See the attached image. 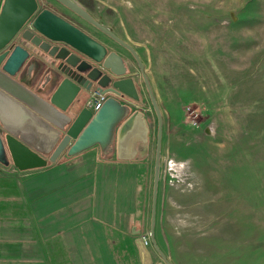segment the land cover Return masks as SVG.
<instances>
[{
    "label": "rangeland",
    "instance_id": "rangeland-1",
    "mask_svg": "<svg viewBox=\"0 0 264 264\" xmlns=\"http://www.w3.org/2000/svg\"><path fill=\"white\" fill-rule=\"evenodd\" d=\"M92 1L152 69L172 123L161 252L171 264H264V0ZM136 82L134 105L155 140L156 115Z\"/></svg>",
    "mask_w": 264,
    "mask_h": 264
},
{
    "label": "water",
    "instance_id": "water-1",
    "mask_svg": "<svg viewBox=\"0 0 264 264\" xmlns=\"http://www.w3.org/2000/svg\"><path fill=\"white\" fill-rule=\"evenodd\" d=\"M58 1L119 42L138 63L158 125L149 238L163 262L171 264L154 240L162 116L140 58L131 46L98 25L71 2ZM35 7V0H3L0 8V164L7 165L10 161L17 171L35 170L53 163L63 152L70 157L93 147H97L103 157L114 154L117 161L145 160L150 147V124L141 110L132 111L129 105L116 98L125 95L136 101L138 97L133 81L124 78L125 67L120 57L98 58L90 49L86 35L75 31L65 21L51 19H45L41 24L57 31L56 35H41L45 40L63 46L48 51L50 45L46 42L31 40V44L43 54L59 62L50 67L45 80L42 81L43 71L23 70L27 52L22 47L5 49ZM39 26L38 21L32 22L33 29L38 30ZM24 39L29 40L28 36ZM67 47L94 61L103 60V68L114 79L108 78L103 83L105 76H93L92 70L81 67L83 62L71 61L72 55ZM93 91L110 95L96 112L82 106L84 98ZM47 152L50 154L44 159ZM135 245L141 264H151L150 252L142 237L135 239Z\"/></svg>",
    "mask_w": 264,
    "mask_h": 264
},
{
    "label": "crops",
    "instance_id": "crops-1",
    "mask_svg": "<svg viewBox=\"0 0 264 264\" xmlns=\"http://www.w3.org/2000/svg\"><path fill=\"white\" fill-rule=\"evenodd\" d=\"M145 68L153 88L152 69ZM120 101L139 110L136 102ZM164 122L154 240L166 253V229L159 218L171 216L164 213L170 199L165 184L170 168L164 163L172 123L165 127ZM155 146L151 129L149 154L142 161H117L93 147L70 157L63 152L35 170L17 171L10 161L0 164V264H141L135 239L151 228ZM147 248L151 264L162 263L153 245Z\"/></svg>",
    "mask_w": 264,
    "mask_h": 264
},
{
    "label": "flooded vegetation",
    "instance_id": "flooded-vegetation-1",
    "mask_svg": "<svg viewBox=\"0 0 264 264\" xmlns=\"http://www.w3.org/2000/svg\"><path fill=\"white\" fill-rule=\"evenodd\" d=\"M68 1L71 2L73 5H75L77 8H79L82 12L90 16L98 25L106 28L111 33H113L118 39L122 40L120 36H118L113 30L109 29L105 25L103 20L97 14V11L95 9V6L93 5L92 0H68ZM35 5L36 7H35V11L33 12V14L27 19V21L23 24L21 29L9 41V43L5 47V49H7L10 46L11 47L20 46L27 52V58L24 61V65H23L24 71H27L28 69H30L31 72H35L37 70L43 71L42 73V81H43L47 78V74L49 72L50 67L54 64L56 65L59 64L58 61H52L46 54H43L40 50H38L37 47L33 46L31 44V40H34V41L40 40L41 42L42 41L46 42L47 44L50 45L48 51L52 50V48H55V47L61 48L63 46L61 43H51L44 39L41 33L48 34V35H56L57 31L47 29L43 25V23L41 24V22H43L45 19H51L56 22L65 21L69 23L73 27V29H75V31L80 32L81 34L86 35L88 37V39L90 40V49H92L97 54L98 58L107 57L108 55H112V57L114 56V57L121 58L123 65L125 67L124 78L131 79L133 81L138 97L136 101L125 95H120L116 98H118L119 100L127 98V100L133 101V102H137L139 100V89H138V84L136 82V78L141 80V83L145 90H146V87H145L144 80L142 78V73L140 71L138 63L136 62L132 54L125 47H123L119 42H117L113 38L109 37L98 26L84 19L82 16H80L79 14H77L75 11L68 8L67 6L63 5L58 0H35ZM33 21H38L40 23L38 30L32 28ZM22 36L24 38L28 36L29 40L24 39ZM67 49L69 51V54L72 55L71 61L75 62L77 59L79 62H83L81 64V67L86 68L89 71L92 70L93 76H98V75L105 76V78L102 80L103 83L107 82L108 78H111V80L114 79L113 76L110 74V72L103 68L102 66L103 60H101L100 62H97V61L90 59L87 56H84L78 53L77 51L71 48L67 47ZM123 50L134 61V65L131 63L130 58H127L125 55H123L124 54L122 52ZM136 54L138 55V53ZM142 65H143L144 73L147 77L146 68L143 63ZM148 82L150 84L149 79H148ZM105 95H106V100H107L110 97V95L107 93ZM88 99H89V95L86 98H84L82 106L90 110V108L87 106ZM147 120L149 122V119ZM162 126H163V119H162ZM157 127L158 125L156 126V134H157ZM151 129L152 127L150 124V130ZM162 130H163V127H162Z\"/></svg>",
    "mask_w": 264,
    "mask_h": 264
},
{
    "label": "built area",
    "instance_id": "built-area-1",
    "mask_svg": "<svg viewBox=\"0 0 264 264\" xmlns=\"http://www.w3.org/2000/svg\"><path fill=\"white\" fill-rule=\"evenodd\" d=\"M105 101H106V95L105 94H102V93L97 92V91H93L89 96V99L87 101V106L90 108V110L92 112H96L102 107V105ZM189 113H190L191 117L193 118V120H195L196 117H198V114L194 110L190 111ZM142 239L144 240V243L147 246L148 245L147 237L142 236Z\"/></svg>",
    "mask_w": 264,
    "mask_h": 264
}]
</instances>
